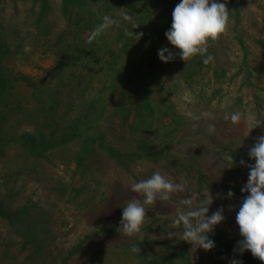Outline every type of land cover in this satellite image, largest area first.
<instances>
[{
	"label": "rangeland",
	"instance_id": "obj_1",
	"mask_svg": "<svg viewBox=\"0 0 264 264\" xmlns=\"http://www.w3.org/2000/svg\"><path fill=\"white\" fill-rule=\"evenodd\" d=\"M219 2L229 10L225 33L204 56L164 63L153 36L166 22L168 0L66 13L50 0L41 17L37 2L0 0L2 63L12 85L8 103H0L9 110L4 126L15 138H32L0 152V209L19 211L12 224L0 220V264H264L234 251L243 239L241 189L255 163L248 153L264 135V0ZM122 13L140 26L133 29ZM104 15L119 27L89 43ZM125 29L143 36L137 41ZM234 112L239 124L224 118ZM249 116L261 124L253 128ZM157 171L186 182L189 192L209 190V216L223 207L224 221L209 234L212 250L161 222L182 207L176 194L146 206L139 234L119 233L123 207L138 195L129 185Z\"/></svg>",
	"mask_w": 264,
	"mask_h": 264
},
{
	"label": "clouds",
	"instance_id": "obj_2",
	"mask_svg": "<svg viewBox=\"0 0 264 264\" xmlns=\"http://www.w3.org/2000/svg\"><path fill=\"white\" fill-rule=\"evenodd\" d=\"M121 17L124 21L131 23L133 29L140 26L127 13H122ZM228 23L229 10L226 4L219 0H180L172 12L171 28L165 33L167 41L179 51L173 53L169 48L162 47L158 50L159 59L168 63L178 55L181 60L186 62L194 56H204L209 42L219 39L227 30ZM119 25L120 20L110 15H104L102 22L91 31L88 42L92 43L109 28L119 27ZM125 35L129 37L135 35L138 41L143 33L137 35L133 31L125 29ZM211 59L212 57L208 56L203 62L207 64ZM182 99L189 102L191 100L188 95L182 96ZM203 116L214 119L209 112H205ZM192 118L200 119V117ZM224 118L225 120L230 119L232 124H239L242 116L241 113L234 112ZM248 120L255 124L253 128L262 122H256L253 116H249ZM207 131L210 134L215 133L216 126L209 124ZM248 155L255 163L247 165L250 169L248 180L241 189L242 193H247V195L236 214V223L243 239L238 241L234 251L240 253L250 251L254 258L264 262V135L257 139ZM227 158L233 162V157L230 154ZM240 164L245 165V161L241 160ZM185 185L186 182H176L159 171L152 173L147 179L131 183L129 190L138 195L130 198L126 206L123 207L118 228L119 233L128 237L139 234L145 223V218L148 216L146 206L155 205L157 202H167L172 199L173 194H176L180 196L179 205L182 207H177L174 214L161 215V222L167 221L171 228L182 229L183 241L205 251L212 250L215 244L213 240L209 239V234L214 231L215 226L224 221V209L221 207L209 216V206L213 203V196L209 190L201 195L189 192ZM188 193L190 196L187 195ZM181 194H185L183 198H181ZM233 196L232 191L227 193V198L230 199ZM173 237H175L174 232H167V238ZM132 251L140 252V249L133 246ZM231 264H242V262L233 259Z\"/></svg>",
	"mask_w": 264,
	"mask_h": 264
},
{
	"label": "trees",
	"instance_id": "obj_3",
	"mask_svg": "<svg viewBox=\"0 0 264 264\" xmlns=\"http://www.w3.org/2000/svg\"><path fill=\"white\" fill-rule=\"evenodd\" d=\"M31 1L38 3L40 9V17L41 15L46 14L50 10L49 8L50 0H31ZM131 1L132 0H60V10L62 13H66L71 8L74 7L83 8L89 4L93 5L96 8L98 6H103L105 9H111L113 6H120V5H123V7H129L132 6ZM179 2L180 0H168V3H170V7L166 22L153 36L154 39L159 40L160 42L159 49H161L162 47L169 48L170 46V43L167 41V39L165 42H162L161 37L165 36L166 31H168L171 28L172 12L175 6ZM1 52H2V47L0 45V103H8V98L12 95L11 93L12 87H10L12 85L10 84V75L6 67L3 66L5 64L2 63L3 55H1ZM6 106L7 104H5L2 108H0V152L3 151L6 143H8L9 141L17 140V139L19 141H28V140L32 141L31 137L24 136L27 135L25 133H22L20 138H15L14 136H12L11 132L7 131V129L4 126L5 124L4 121L7 111L9 110L6 108ZM17 214H19V211L0 209V220L4 223L12 224V221L17 218Z\"/></svg>",
	"mask_w": 264,
	"mask_h": 264
}]
</instances>
